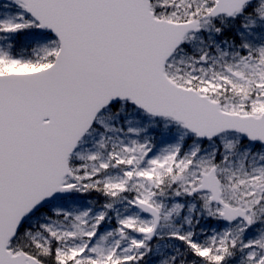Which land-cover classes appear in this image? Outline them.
<instances>
[{
  "label": "snow or ice",
  "instance_id": "1",
  "mask_svg": "<svg viewBox=\"0 0 264 264\" xmlns=\"http://www.w3.org/2000/svg\"><path fill=\"white\" fill-rule=\"evenodd\" d=\"M0 264H264V0H0Z\"/></svg>",
  "mask_w": 264,
  "mask_h": 264
}]
</instances>
